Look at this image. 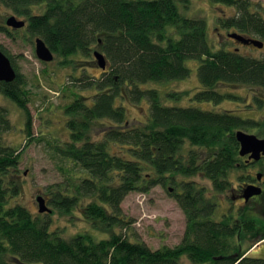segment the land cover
<instances>
[{
    "label": "trees",
    "instance_id": "16d2710c",
    "mask_svg": "<svg viewBox=\"0 0 264 264\" xmlns=\"http://www.w3.org/2000/svg\"><path fill=\"white\" fill-rule=\"evenodd\" d=\"M177 1L0 0L26 20L19 30L42 37L63 64L76 67L75 57L81 55L97 60L96 50L107 58L100 76L84 85L79 76L71 86L64 84L75 88L63 109L69 138L52 147L73 167L64 170L62 182L46 187L51 212L35 213L18 199L24 179L20 148L5 140L14 124L0 105V264H184V257L191 264H264V257L246 254L240 244L264 239L254 205L240 209L241 220L233 213L217 220L219 199L197 180L178 178L203 175L217 194L232 189V173L246 170L236 131L252 128L256 121L200 103L234 97L222 92L223 85L247 84L264 91V56L214 50L206 19L183 15ZM212 1L235 8L234 14L219 17L221 27L264 41V13L252 9L254 0ZM0 49L17 72L14 81L0 83V90L22 109L25 135L41 141L42 136H33L24 77L5 47ZM190 59L199 61L200 87L192 93L193 103H164L163 97L181 100L191 92L159 91L147 84L186 79ZM81 86L95 92L83 95L76 91ZM126 101H147V118L131 120ZM169 184L175 185L170 194L186 216V230L178 244L154 249L128 232L134 220L122 202L132 191ZM262 207L264 211V203ZM75 209L105 235L84 231L67 238L52 227L55 210L73 214Z\"/></svg>",
    "mask_w": 264,
    "mask_h": 264
},
{
    "label": "rangeland",
    "instance_id": "374dc122",
    "mask_svg": "<svg viewBox=\"0 0 264 264\" xmlns=\"http://www.w3.org/2000/svg\"><path fill=\"white\" fill-rule=\"evenodd\" d=\"M180 12L188 17H202L206 19L208 26V38L214 50L225 47L230 50H237L245 55L254 57L264 56V46L257 47L247 45L227 36L233 29H226L219 25L218 19L224 15L234 14L235 8L224 3H216L212 0H186L177 1ZM262 6V9L260 6ZM261 10L264 13V0H254L253 10ZM36 11H41L42 7H35ZM14 12L0 2V26H6L5 29L0 27V45L5 47L7 53L14 61L19 71L24 77L25 84L29 89V108L32 115L34 137L42 136L41 141H32L22 131L25 117L22 109L4 95L0 90V105L8 109L14 127L13 130L5 134L7 143L13 144L20 148V172L23 179V193L18 199L28 206L33 212L39 213L38 196L47 198V204L54 207L50 199L52 196L46 187L62 182L66 176L64 170L72 169L73 165L69 161H63L55 155L53 144L57 140H67L69 132L66 127V116L64 114V105L70 101V95L75 88H69L74 83V78L79 76L80 85H84L92 80V76H100L103 69L94 57L77 56L75 57V66L72 64H63L61 57L55 55L50 62L41 60L36 54L35 38L28 35L23 29H15L7 26V19ZM24 19L22 16H17ZM11 29V30H10ZM15 33V34H13ZM243 34V33H242ZM246 35V34H244ZM252 38L261 39L257 35H246ZM199 61L188 60L187 64L191 68V74L186 79L167 81V82H149L148 88H156L159 91L169 90L183 91L190 90V95H184L181 100L163 97L164 103L174 105H186L193 103L192 93L199 90L200 80L198 76ZM84 69V70H83ZM83 83V84H82ZM144 86V85H143ZM223 93H230L234 97H228L222 101L202 102L201 106L217 111L235 112L244 118H251L256 121V125L249 129H244L249 133L256 134L264 138V91L257 86L247 84L223 85ZM76 91L83 95L89 96L95 92L93 88L76 87ZM171 101V102H169ZM129 108L130 119L138 118L145 120L149 112V104L142 101L133 104L126 101ZM196 104V103H195ZM250 172L256 175L258 170L254 165L248 167ZM248 170L235 171L231 174L233 182L232 189L224 192L213 190L212 183L203 175H197L192 178L180 177L184 179H193L201 185L206 186L210 195L219 199V205L214 214L217 220L231 209H237L241 202L233 203L231 195L245 180L244 175ZM26 172V174H24ZM244 174V175H243ZM175 185L167 186L156 185L150 191H132L122 202L124 212L130 216L134 223L132 229L128 232L131 235H138L142 240L152 248H159L164 245L174 246L184 237L186 230V216L180 207L176 198L170 193L173 192ZM178 189L181 190L180 187ZM253 204V203H252ZM254 205L259 209L257 222L259 231L264 230V217L261 216L262 209L257 201ZM250 206L247 207L246 215L251 213ZM234 217L239 219L238 210L233 211ZM244 216V215H243ZM240 218V220L243 218ZM54 222L52 227L58 226L62 234L69 238L77 232L91 231L97 236H104L101 232L93 227L84 219L78 209L73 214H60L56 210L53 212ZM264 239L254 242L252 245L246 240H242L241 248L246 254L252 256L264 257ZM261 244V246H258ZM263 244V245H262ZM184 264L191 262L184 257Z\"/></svg>",
    "mask_w": 264,
    "mask_h": 264
},
{
    "label": "water",
    "instance_id": "95a60500",
    "mask_svg": "<svg viewBox=\"0 0 264 264\" xmlns=\"http://www.w3.org/2000/svg\"><path fill=\"white\" fill-rule=\"evenodd\" d=\"M7 26L13 28H22L26 25L25 19H20L16 15H11L7 21ZM228 37L237 40L243 44L254 45L257 47H263L264 41L257 38H252L238 32H229ZM36 54L37 56L45 61L50 62L54 59L55 54L52 49L47 45L42 37L35 39ZM95 57L98 60V64L101 68L107 67V58L99 50H96ZM17 72L12 64L10 57L0 49V83L1 82H12L16 79ZM236 137L240 144V154L242 156H249V159L259 160L264 155V138L257 136L256 134L249 133L242 129L236 131ZM262 189L259 186L249 185L245 188V197L248 199L251 196L261 194ZM39 211L40 212H51V208L46 203V199L43 196H38Z\"/></svg>",
    "mask_w": 264,
    "mask_h": 264
},
{
    "label": "flooded vegetation",
    "instance_id": "af4514ba",
    "mask_svg": "<svg viewBox=\"0 0 264 264\" xmlns=\"http://www.w3.org/2000/svg\"><path fill=\"white\" fill-rule=\"evenodd\" d=\"M243 158H244L245 163L248 164V167L254 165L255 167L258 168V170L256 172V175H254L253 172L249 171L248 167L246 168V170L248 171H247V174L245 175L249 176L250 179L244 180L243 183L236 190V193L231 195L233 203L241 202V204L239 205L237 209H231L226 214L227 215L232 214L234 210L236 211L238 210V213H239L241 208H245L247 205H254V202L257 201V204H259V206H261V209H262L261 211L262 214L260 215L264 217V211L262 207L264 203V155H262V157L259 160L249 159L248 155L244 156ZM249 185L259 186L262 189L261 194L251 196L250 198L247 199L245 197V188ZM254 208H255V212L259 211L257 206L254 205ZM258 228L260 229V227ZM261 230H262V233H264V230L263 229ZM258 246H261V244H259Z\"/></svg>",
    "mask_w": 264,
    "mask_h": 264
}]
</instances>
